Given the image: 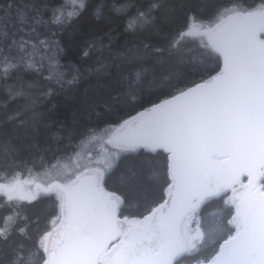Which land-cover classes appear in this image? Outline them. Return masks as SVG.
I'll return each mask as SVG.
<instances>
[{"label": "snow or ice", "instance_id": "snow-or-ice-1", "mask_svg": "<svg viewBox=\"0 0 264 264\" xmlns=\"http://www.w3.org/2000/svg\"><path fill=\"white\" fill-rule=\"evenodd\" d=\"M91 7L81 67L87 0L0 3V264H264V0ZM77 81L87 121L50 119Z\"/></svg>", "mask_w": 264, "mask_h": 264}, {"label": "trees", "instance_id": "trees-1", "mask_svg": "<svg viewBox=\"0 0 264 264\" xmlns=\"http://www.w3.org/2000/svg\"><path fill=\"white\" fill-rule=\"evenodd\" d=\"M6 2V0H0V3ZM57 3L60 0H56ZM171 4L176 5L178 8L182 7L184 4H189L195 6L200 2V0H169ZM89 8L84 14L80 17L78 26L75 31L64 33L61 38V43L64 48V52L61 56V63L64 65L69 64H80L81 63V54L80 50L83 46L84 41L89 39V32L92 30L104 29L106 27V21L97 20L93 15V7L92 5H96L100 3V0H87ZM115 26V25H114ZM118 31H122V25L117 29ZM123 40H121V43ZM153 42L158 43L161 48H166V45L160 40L159 37L153 36ZM161 59L167 58L169 53L167 51H163L158 54ZM88 63H92V61H88ZM71 76H69V79ZM123 86L116 85L112 82L105 83L104 88H97L96 81H92V85L90 87L89 96H97L98 99H106L107 91L110 90L113 92H118L121 90ZM89 88V85L84 83L83 81H77L74 84L67 85L63 91H61L57 95H53L46 101V106L49 111V118L55 120L57 118L63 119L66 122H70L73 119V114L75 113V118L81 123H85L87 121V113L85 112L86 107V97L84 94V89ZM122 106H125V111L129 110L126 105L135 104V101L132 100L131 97L121 99ZM124 165H121L123 168ZM36 170H39L38 168ZM22 173V178L28 176L27 169H19ZM108 190L116 191L119 195L121 194L120 187V172L117 171L116 175L108 182L107 185ZM40 208L48 207L47 202L37 205ZM125 214L134 215L136 214V207L130 206L125 209Z\"/></svg>", "mask_w": 264, "mask_h": 264}, {"label": "rangeland", "instance_id": "rangeland-1", "mask_svg": "<svg viewBox=\"0 0 264 264\" xmlns=\"http://www.w3.org/2000/svg\"><path fill=\"white\" fill-rule=\"evenodd\" d=\"M71 2H72V0H65V3H66V4H69V5H70Z\"/></svg>", "mask_w": 264, "mask_h": 264}]
</instances>
